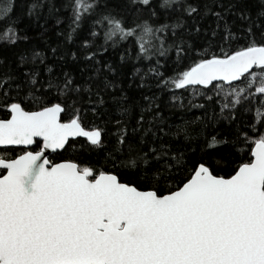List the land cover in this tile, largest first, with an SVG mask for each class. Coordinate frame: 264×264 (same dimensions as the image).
<instances>
[{
    "label": "snow or ice",
    "instance_id": "1",
    "mask_svg": "<svg viewBox=\"0 0 264 264\" xmlns=\"http://www.w3.org/2000/svg\"><path fill=\"white\" fill-rule=\"evenodd\" d=\"M0 264H264V0H0Z\"/></svg>",
    "mask_w": 264,
    "mask_h": 264
},
{
    "label": "trees",
    "instance_id": "2",
    "mask_svg": "<svg viewBox=\"0 0 264 264\" xmlns=\"http://www.w3.org/2000/svg\"><path fill=\"white\" fill-rule=\"evenodd\" d=\"M37 31H38V29H37ZM54 39V38H53ZM195 109H193L191 112H188V111H185L184 112V114H183V118L184 119H192V117H193V113H195ZM198 114V113H197ZM177 116H179L180 115V113L179 112H177V114H176ZM173 119H175V118H173ZM92 120V116H91V113H89L88 115H87V117L85 118V120H84V123L85 124H88L90 121ZM209 131H211V130H209ZM52 160H54V161H57V160H59L60 158H62V157H60V156H57V155H52L51 157H50ZM123 178V177H122Z\"/></svg>",
    "mask_w": 264,
    "mask_h": 264
}]
</instances>
